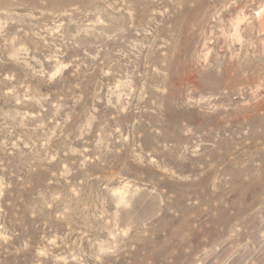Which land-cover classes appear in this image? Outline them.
Masks as SVG:
<instances>
[{"label":"rangeland","instance_id":"374dc122","mask_svg":"<svg viewBox=\"0 0 264 264\" xmlns=\"http://www.w3.org/2000/svg\"><path fill=\"white\" fill-rule=\"evenodd\" d=\"M263 11L0 0V264H264Z\"/></svg>","mask_w":264,"mask_h":264},{"label":"clouds","instance_id":"9594fccd","mask_svg":"<svg viewBox=\"0 0 264 264\" xmlns=\"http://www.w3.org/2000/svg\"><path fill=\"white\" fill-rule=\"evenodd\" d=\"M57 75L59 74V69H57V73H56Z\"/></svg>","mask_w":264,"mask_h":264},{"label":"bare ground","instance_id":"6f19581e","mask_svg":"<svg viewBox=\"0 0 264 264\" xmlns=\"http://www.w3.org/2000/svg\"><path fill=\"white\" fill-rule=\"evenodd\" d=\"M263 16H264V11H263ZM263 16H262V17H263ZM263 24H264V23H263Z\"/></svg>","mask_w":264,"mask_h":264}]
</instances>
